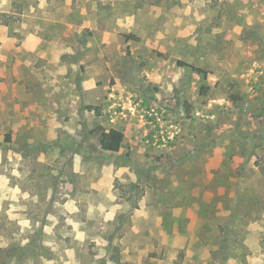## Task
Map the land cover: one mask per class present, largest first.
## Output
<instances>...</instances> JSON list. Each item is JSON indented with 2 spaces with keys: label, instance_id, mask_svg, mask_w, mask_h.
Returning <instances> with one entry per match:
<instances>
[{
  "label": "rangeland",
  "instance_id": "1",
  "mask_svg": "<svg viewBox=\"0 0 264 264\" xmlns=\"http://www.w3.org/2000/svg\"><path fill=\"white\" fill-rule=\"evenodd\" d=\"M9 8L0 264H264V0Z\"/></svg>",
  "mask_w": 264,
  "mask_h": 264
},
{
  "label": "crops",
  "instance_id": "2",
  "mask_svg": "<svg viewBox=\"0 0 264 264\" xmlns=\"http://www.w3.org/2000/svg\"><path fill=\"white\" fill-rule=\"evenodd\" d=\"M10 1L11 0H0V17L2 19V22H0V25H2V27L0 28L2 31L8 29V27L10 26V22H9V18H8V14L10 12ZM25 6V5H24ZM17 14H20V11L16 12ZM35 25H33V23H31L30 25V29L27 31V33L25 34V41H24V48L29 50V51H33L35 49H37L38 45L40 44V42L42 41V36L39 34V30H40V22H34ZM25 29H27V25L24 24L23 26ZM17 41V36L15 34H2L0 35V42L3 44H14ZM4 46L2 45L1 48H3Z\"/></svg>",
  "mask_w": 264,
  "mask_h": 264
},
{
  "label": "trees",
  "instance_id": "3",
  "mask_svg": "<svg viewBox=\"0 0 264 264\" xmlns=\"http://www.w3.org/2000/svg\"><path fill=\"white\" fill-rule=\"evenodd\" d=\"M177 64L179 66H186L190 67L192 69H195L201 73H207V71L199 66H196L195 64L191 62H187L184 60H177ZM233 99L236 100L237 96L232 95ZM87 108L89 110H97L99 113V107L98 106H93V105H88ZM95 133L99 134L100 138V146L103 150L106 151H111V152H117L120 150V148L123 145V141L125 138V134L123 130L118 129V128H104L102 126H98L95 130Z\"/></svg>",
  "mask_w": 264,
  "mask_h": 264
}]
</instances>
